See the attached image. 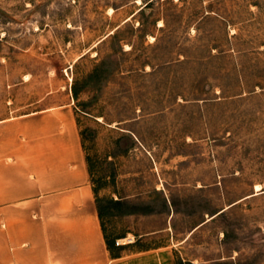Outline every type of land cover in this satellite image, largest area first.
I'll list each match as a JSON object with an SVG mask.
<instances>
[{
    "label": "rangeland",
    "instance_id": "374dc122",
    "mask_svg": "<svg viewBox=\"0 0 264 264\" xmlns=\"http://www.w3.org/2000/svg\"><path fill=\"white\" fill-rule=\"evenodd\" d=\"M67 102L113 248L264 264V0H0V118Z\"/></svg>",
    "mask_w": 264,
    "mask_h": 264
},
{
    "label": "crops",
    "instance_id": "0c3cea01",
    "mask_svg": "<svg viewBox=\"0 0 264 264\" xmlns=\"http://www.w3.org/2000/svg\"><path fill=\"white\" fill-rule=\"evenodd\" d=\"M108 247L73 102L0 118V264H176Z\"/></svg>",
    "mask_w": 264,
    "mask_h": 264
},
{
    "label": "bare ground",
    "instance_id": "6f19581e",
    "mask_svg": "<svg viewBox=\"0 0 264 264\" xmlns=\"http://www.w3.org/2000/svg\"><path fill=\"white\" fill-rule=\"evenodd\" d=\"M141 3V2H140ZM260 186L258 185L257 186V190H260ZM127 238H124V239H121V242L124 244V243H127V242H132L133 240L131 238L127 239L128 241H126Z\"/></svg>",
    "mask_w": 264,
    "mask_h": 264
},
{
    "label": "trees",
    "instance_id": "16d2710c",
    "mask_svg": "<svg viewBox=\"0 0 264 264\" xmlns=\"http://www.w3.org/2000/svg\"><path fill=\"white\" fill-rule=\"evenodd\" d=\"M106 241H107V239H106ZM107 244H108V247L110 248V250L113 251V246L108 241H107Z\"/></svg>",
    "mask_w": 264,
    "mask_h": 264
},
{
    "label": "built area",
    "instance_id": "2783aa9c",
    "mask_svg": "<svg viewBox=\"0 0 264 264\" xmlns=\"http://www.w3.org/2000/svg\"><path fill=\"white\" fill-rule=\"evenodd\" d=\"M120 244H122L121 240H117L116 245H120Z\"/></svg>",
    "mask_w": 264,
    "mask_h": 264
}]
</instances>
